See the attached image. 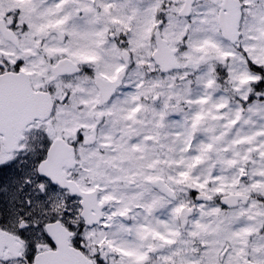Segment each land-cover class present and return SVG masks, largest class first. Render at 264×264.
Segmentation results:
<instances>
[{"label":"snow or ice","instance_id":"snow-or-ice-1","mask_svg":"<svg viewBox=\"0 0 264 264\" xmlns=\"http://www.w3.org/2000/svg\"><path fill=\"white\" fill-rule=\"evenodd\" d=\"M0 264H264V0H0Z\"/></svg>","mask_w":264,"mask_h":264}]
</instances>
